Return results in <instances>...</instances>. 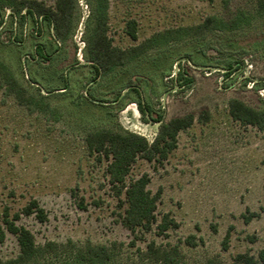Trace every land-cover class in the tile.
<instances>
[{"label": "rangeland", "instance_id": "obj_1", "mask_svg": "<svg viewBox=\"0 0 264 264\" xmlns=\"http://www.w3.org/2000/svg\"><path fill=\"white\" fill-rule=\"evenodd\" d=\"M76 2L75 28L65 42L46 23L38 27L39 18L0 11V63L24 89L20 103L0 80V222L4 211L9 218L18 214L15 223L38 245H114L106 264H154L140 256L149 243L177 247L176 264L256 257L264 249V130L234 120L228 103L238 99L264 109V14L254 0H108L107 35L120 49L207 19L220 25L164 39L128 65L96 76L84 59L90 6ZM130 20L136 39L127 33ZM178 72L192 80L189 87L175 81ZM188 114L193 122L178 132L165 160L138 156L131 166L126 182L147 175L151 194L161 191L151 229L132 233L122 224L124 193L117 195L109 183V159L90 153L86 136L127 130L151 143L160 125L152 120ZM32 200L44 210V221L24 213ZM164 214L177 226L160 234ZM189 236L194 246L186 243ZM18 253L7 232L0 259ZM68 255L38 264H71Z\"/></svg>", "mask_w": 264, "mask_h": 264}, {"label": "trees", "instance_id": "obj_2", "mask_svg": "<svg viewBox=\"0 0 264 264\" xmlns=\"http://www.w3.org/2000/svg\"><path fill=\"white\" fill-rule=\"evenodd\" d=\"M256 10L264 14V0H254ZM90 6L89 15L85 22L86 56L84 59L95 69L96 76L110 73L117 67L128 65L132 61L142 57L153 47L163 43L164 39L177 37V35L198 36L208 29L218 27L217 21L207 19L204 22L179 30H167L162 34L152 36L142 42L120 49L112 45L108 32V0H88ZM3 7L9 8L14 14L20 15L22 19L30 17L36 20L37 26L46 23L52 29L55 38L61 42L67 41L75 28L77 2L76 0H55L53 6H46L36 0H0V11ZM2 18H0V25ZM235 24H230L232 28ZM223 27V26H222ZM127 33L132 39H136V23L130 20L127 23ZM0 80L10 93H13L20 103H23V87L0 63ZM180 87H189L192 80L183 77L181 73L175 77ZM142 115L146 110L141 102L135 101ZM230 116L245 125H252L264 130V109L256 110L244 104L238 99H230L228 103ZM153 123H160L157 134L151 143L141 135L127 130L101 129L90 132L86 136V146L90 153L98 154L109 159L106 172L109 176V183L116 188L117 195L124 193V203L127 205L122 224L135 232L136 229L149 231L156 221V203L161 191L155 194L146 188L149 178L147 175L126 182L133 162L138 156L147 161H158L161 163L168 154L176 148L177 134L179 131L188 128L193 122L191 114L171 118L163 122L160 117L152 120ZM100 158V156H99ZM25 214L35 213L39 221L46 218L44 210L36 200L30 201L24 209ZM9 218L8 212L4 211L0 222V244L4 242L6 233L15 236L19 248L16 257L1 260L0 264H38L40 261L63 255L69 252L71 264H106L115 255L114 245H94L87 243L84 246L74 247L68 241L66 244H58L47 241L38 245L34 241L32 233L23 226H18L15 221L18 214ZM177 223L169 215L164 214L157 224L158 233L162 234L170 227H176ZM228 234L224 238V246L227 243ZM186 243L194 246V237L186 238ZM141 258L154 264H176L179 261L180 253L177 247L170 249L156 246L149 243L146 250L141 252ZM205 264H214L208 260ZM231 264H264V249L260 250L256 257L247 253L237 254Z\"/></svg>", "mask_w": 264, "mask_h": 264}, {"label": "flooded vegetation", "instance_id": "obj_3", "mask_svg": "<svg viewBox=\"0 0 264 264\" xmlns=\"http://www.w3.org/2000/svg\"><path fill=\"white\" fill-rule=\"evenodd\" d=\"M130 109V108H129Z\"/></svg>", "mask_w": 264, "mask_h": 264}]
</instances>
